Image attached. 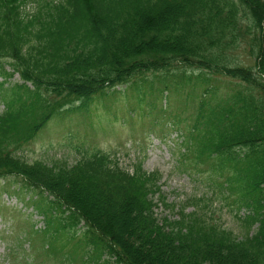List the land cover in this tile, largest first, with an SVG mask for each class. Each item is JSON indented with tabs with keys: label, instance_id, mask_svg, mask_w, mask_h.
Returning a JSON list of instances; mask_svg holds the SVG:
<instances>
[{
	"label": "trees",
	"instance_id": "trees-1",
	"mask_svg": "<svg viewBox=\"0 0 264 264\" xmlns=\"http://www.w3.org/2000/svg\"><path fill=\"white\" fill-rule=\"evenodd\" d=\"M25 1L0 0V180L46 193L103 264H264V0H36L32 12ZM219 78L233 81L223 95ZM160 81L192 88L183 151L246 210L242 234L197 211L159 219L157 174L105 152L20 156L50 121L88 112L117 86Z\"/></svg>",
	"mask_w": 264,
	"mask_h": 264
},
{
	"label": "rangeland",
	"instance_id": "rangeland-1",
	"mask_svg": "<svg viewBox=\"0 0 264 264\" xmlns=\"http://www.w3.org/2000/svg\"><path fill=\"white\" fill-rule=\"evenodd\" d=\"M35 2L26 0L23 10L32 12ZM249 53V47L242 46L244 64H252ZM150 77L158 78L147 75L145 79ZM176 79L167 78L169 82ZM9 81L19 82L17 74ZM216 83L217 94L223 95L233 81L219 78ZM163 84L110 89L89 105L88 112H72L64 122L50 121L19 154L28 162H72L84 151L105 152L129 171L140 166L157 174L158 190L151 197L159 219L173 221L183 211H197L242 234L240 218L246 210H238L233 196L219 192L207 163L183 151V132L192 123V101L187 93L192 88L186 85L179 94L174 87L163 89ZM46 195L26 189L18 177L0 180V264H103L106 255L96 259L82 223L64 227L61 217L65 214Z\"/></svg>",
	"mask_w": 264,
	"mask_h": 264
}]
</instances>
